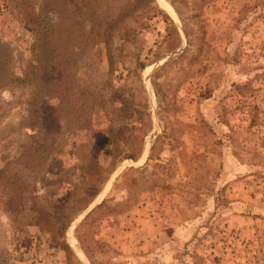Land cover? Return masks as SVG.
<instances>
[{
	"label": "rangeland",
	"instance_id": "1",
	"mask_svg": "<svg viewBox=\"0 0 264 264\" xmlns=\"http://www.w3.org/2000/svg\"><path fill=\"white\" fill-rule=\"evenodd\" d=\"M0 264H264V0H0Z\"/></svg>",
	"mask_w": 264,
	"mask_h": 264
},
{
	"label": "trees",
	"instance_id": "2",
	"mask_svg": "<svg viewBox=\"0 0 264 264\" xmlns=\"http://www.w3.org/2000/svg\"><path fill=\"white\" fill-rule=\"evenodd\" d=\"M36 31L42 33V36H39L36 41L37 46V59L36 63L29 62L26 65L25 75L21 78L13 77L12 79L15 81L17 79H27L33 81H40L41 85H44L48 90L49 95L52 96H62L64 94L65 89L69 88L68 86V78H70L68 74V66L65 65V60L67 57L72 55V52L68 53V49L64 48L63 51H59L60 60L55 58V51L52 49L53 45H48L50 42L46 31L44 28L38 27ZM65 53L68 55L65 57ZM57 59V60H56ZM36 109V116L40 117L39 122V133L41 137L48 142L52 136L59 131V115L58 111L59 107H55L54 105L42 103ZM46 145V144H45ZM49 148H46L48 150ZM19 199L15 194H12L10 197V201L14 203ZM53 206H58V201L54 200ZM31 206L37 212L36 223L42 228H49L46 225V219L48 218V209L44 208V206H38L35 202H32ZM64 248L68 250H72L70 245L65 241L61 240L60 242Z\"/></svg>",
	"mask_w": 264,
	"mask_h": 264
},
{
	"label": "water",
	"instance_id": "3",
	"mask_svg": "<svg viewBox=\"0 0 264 264\" xmlns=\"http://www.w3.org/2000/svg\"><path fill=\"white\" fill-rule=\"evenodd\" d=\"M96 200L94 199L89 205L88 207L85 209L84 213H86L87 211H89L94 205H95Z\"/></svg>",
	"mask_w": 264,
	"mask_h": 264
}]
</instances>
